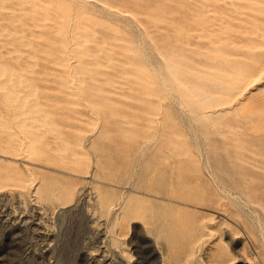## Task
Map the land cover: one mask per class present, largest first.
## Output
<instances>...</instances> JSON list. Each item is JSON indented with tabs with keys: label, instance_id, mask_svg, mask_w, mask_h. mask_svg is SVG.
Segmentation results:
<instances>
[{
	"label": "rangeland",
	"instance_id": "obj_1",
	"mask_svg": "<svg viewBox=\"0 0 264 264\" xmlns=\"http://www.w3.org/2000/svg\"><path fill=\"white\" fill-rule=\"evenodd\" d=\"M0 264H264V0H0Z\"/></svg>",
	"mask_w": 264,
	"mask_h": 264
},
{
	"label": "bare ground",
	"instance_id": "obj_2",
	"mask_svg": "<svg viewBox=\"0 0 264 264\" xmlns=\"http://www.w3.org/2000/svg\"><path fill=\"white\" fill-rule=\"evenodd\" d=\"M89 1V0H88ZM91 1V0H90ZM26 131V130H25ZM34 150V149H33ZM26 155V154H25Z\"/></svg>",
	"mask_w": 264,
	"mask_h": 264
}]
</instances>
